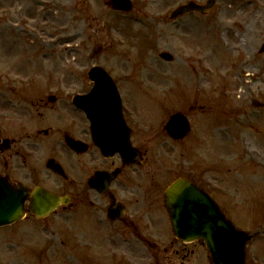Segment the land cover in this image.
Here are the masks:
<instances>
[{"label":"rangeland","instance_id":"374dc122","mask_svg":"<svg viewBox=\"0 0 264 264\" xmlns=\"http://www.w3.org/2000/svg\"><path fill=\"white\" fill-rule=\"evenodd\" d=\"M188 1L132 0L124 12L108 0H0V69L12 71V64L28 86L42 77L37 90H63L66 101L91 85L96 65L126 79L130 98L136 95L131 109L146 124L160 127L184 112L191 131L184 142L172 141L166 161L216 180L228 217L249 232L264 230V108L254 105L264 102V0H217L207 15L172 19ZM212 49H222L225 62ZM163 51L174 59L161 58ZM138 78L144 90L131 83ZM101 216L83 203L2 227L0 264H210L204 243L181 244L171 230L155 256L132 232L116 236ZM247 251L246 264H264V235Z\"/></svg>","mask_w":264,"mask_h":264},{"label":"flooded vegetation","instance_id":"af4514ba","mask_svg":"<svg viewBox=\"0 0 264 264\" xmlns=\"http://www.w3.org/2000/svg\"><path fill=\"white\" fill-rule=\"evenodd\" d=\"M10 70L0 69V73L7 72V76L13 72L16 77L13 83L0 79V174L14 183L69 195L68 206L85 203L97 208L102 213L101 222L114 228L116 236L124 235V230L132 232L136 240L153 246L155 256L158 245L168 243L171 237L166 190L176 179L186 177L209 194H219V183L199 173L192 164L166 161L167 154L171 155L172 137L163 126L146 124V119L133 112L131 107L137 104L130 98L124 79L117 82L131 112L98 118V131L94 133L91 118L73 102L78 92L61 101L65 94L60 91L56 102H45L43 88L37 90L40 78L32 77L28 86L20 72ZM91 88L92 83L79 93ZM99 143L108 147L126 145L136 154V161H126L120 152L107 155ZM58 164L61 172L50 167L59 169ZM112 205L116 208L110 215Z\"/></svg>","mask_w":264,"mask_h":264},{"label":"water","instance_id":"95a60500","mask_svg":"<svg viewBox=\"0 0 264 264\" xmlns=\"http://www.w3.org/2000/svg\"><path fill=\"white\" fill-rule=\"evenodd\" d=\"M116 8L129 9V0H114ZM208 6L190 3L182 6L177 13L193 9H205ZM163 54L164 57H166ZM170 58V56L168 57ZM91 76L96 80L93 91L80 97L87 99L91 105L84 106L89 113L95 114L99 109L100 101L113 103L120 111L118 99L113 92L111 77L101 67H94ZM104 90V92L102 90ZM106 94V95H105ZM110 107V108H111ZM100 108L99 110H101ZM102 110H105L103 107ZM175 136H183L189 130V122L182 114H174L167 125ZM29 189L23 185L14 186L9 180L0 175V226L20 220L25 213V201L29 196ZM169 208L174 222L175 233L184 240L203 238L213 256V264H244L245 243L252 235L238 230L226 218L219 205L204 192L196 188L190 181L180 179L168 192ZM63 199L45 189H37L33 193V202L30 209L38 215H46L55 209Z\"/></svg>","mask_w":264,"mask_h":264},{"label":"bare ground","instance_id":"6f19581e","mask_svg":"<svg viewBox=\"0 0 264 264\" xmlns=\"http://www.w3.org/2000/svg\"><path fill=\"white\" fill-rule=\"evenodd\" d=\"M195 32H196V34H201L200 33V30H199V28L198 29H196L195 30ZM204 33V32H203ZM206 31H205V34H204V36H206ZM212 53L217 57V58H219V60H220V62L222 63V62H225L224 60H225V56H224V53H223V51H222V49H212ZM69 54H71L70 52H69ZM68 54V55H69ZM245 135V134H244Z\"/></svg>","mask_w":264,"mask_h":264}]
</instances>
